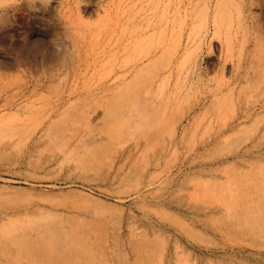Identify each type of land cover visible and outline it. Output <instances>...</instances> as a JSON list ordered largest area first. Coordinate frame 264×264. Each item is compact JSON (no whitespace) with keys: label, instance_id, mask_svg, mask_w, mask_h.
Masks as SVG:
<instances>
[{"label":"rangeland","instance_id":"1","mask_svg":"<svg viewBox=\"0 0 264 264\" xmlns=\"http://www.w3.org/2000/svg\"><path fill=\"white\" fill-rule=\"evenodd\" d=\"M208 2L0 0V264H264V0Z\"/></svg>","mask_w":264,"mask_h":264},{"label":"bare ground","instance_id":"2","mask_svg":"<svg viewBox=\"0 0 264 264\" xmlns=\"http://www.w3.org/2000/svg\"><path fill=\"white\" fill-rule=\"evenodd\" d=\"M216 5H217V0H216V4L215 5H212L211 4V0H209V2H208V4H207V11H213V10H215V8H216ZM216 27H218V25H216ZM144 56H146L147 58V60H149V59H151V58H153V57H155V56H153V54H151L150 53V51H147V52H145L144 53ZM153 56V57H152ZM151 57V58H150ZM136 65L135 66H133V67H130L128 70H127V73H132V72H135V70H136ZM82 73V71L81 70H79L76 74V76L75 77H78V75L79 74H81ZM3 102V101H2ZM6 105H8V102H3V104H1L0 103V110H1V108H4V107H6ZM45 132L44 131H41V133H40V135H39V138H38V140L43 136V134H44ZM264 143V142H263ZM131 151H137V148L135 147L134 149H131L130 151H129V153L131 152ZM117 173H118V170L116 171ZM248 179H249V174H248ZM262 183V182H261ZM263 183H264V180H263ZM263 183H262V186L261 187H263ZM196 186H197V184H196ZM195 186V187H196ZM241 198L238 196V194H236L235 192L233 193V192H231V191H229L228 193H224V192H220V193H218V194H213V199L212 200H210V201H213V202H215L216 204H220V205H223V206H225L226 208L228 207V209L230 208V204L231 205H233L234 204V202H238L239 200H240ZM230 203V204H229ZM178 262L179 263H181V260H180V258H178Z\"/></svg>","mask_w":264,"mask_h":264}]
</instances>
